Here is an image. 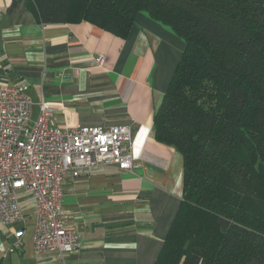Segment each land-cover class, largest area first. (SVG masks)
Wrapping results in <instances>:
<instances>
[{
	"label": "crops",
	"instance_id": "obj_1",
	"mask_svg": "<svg viewBox=\"0 0 264 264\" xmlns=\"http://www.w3.org/2000/svg\"><path fill=\"white\" fill-rule=\"evenodd\" d=\"M27 1L0 0V83L28 85L33 119L46 99L59 127L129 125L136 160L66 178L62 206L81 237L77 251L36 254L37 201L21 192L27 219L0 223V264H155L183 198L184 159L155 138L154 114L185 42L145 13L123 38L86 20L41 22ZM17 229L24 245L9 252Z\"/></svg>",
	"mask_w": 264,
	"mask_h": 264
},
{
	"label": "trees",
	"instance_id": "obj_2",
	"mask_svg": "<svg viewBox=\"0 0 264 264\" xmlns=\"http://www.w3.org/2000/svg\"><path fill=\"white\" fill-rule=\"evenodd\" d=\"M44 23L127 37L140 13L185 42L155 138L184 159L155 264H264V0H28ZM24 240V239H23Z\"/></svg>",
	"mask_w": 264,
	"mask_h": 264
},
{
	"label": "built area",
	"instance_id": "obj_3",
	"mask_svg": "<svg viewBox=\"0 0 264 264\" xmlns=\"http://www.w3.org/2000/svg\"><path fill=\"white\" fill-rule=\"evenodd\" d=\"M95 61L102 64L104 58L96 56ZM32 105L26 83H0V223L26 221L19 195L30 193L37 201L36 254L77 251L83 244L79 233L67 226L64 182L102 165L132 169V130L126 124L59 127L50 122L53 107L46 99L36 119ZM23 235L24 229L14 230L9 252L24 245Z\"/></svg>",
	"mask_w": 264,
	"mask_h": 264
}]
</instances>
